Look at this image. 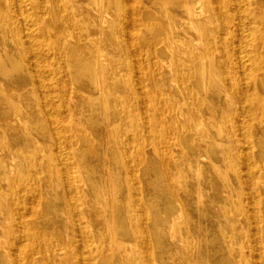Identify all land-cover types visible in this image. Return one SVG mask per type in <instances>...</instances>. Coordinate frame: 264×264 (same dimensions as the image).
Wrapping results in <instances>:
<instances>
[{"label": "bare ground", "instance_id": "obj_1", "mask_svg": "<svg viewBox=\"0 0 264 264\" xmlns=\"http://www.w3.org/2000/svg\"><path fill=\"white\" fill-rule=\"evenodd\" d=\"M236 261L264 264V0H0V264Z\"/></svg>", "mask_w": 264, "mask_h": 264}, {"label": "rangeland", "instance_id": "obj_2", "mask_svg": "<svg viewBox=\"0 0 264 264\" xmlns=\"http://www.w3.org/2000/svg\"><path fill=\"white\" fill-rule=\"evenodd\" d=\"M150 166H151V165H150ZM149 173H150V176L152 177V179L155 178L154 173H153L151 170H150ZM218 227L220 228V226H218ZM221 229H222V228H221ZM222 230H223V229H222ZM168 263H169V262H165V264H168ZM231 264H240V263L236 261V262H233V263H231Z\"/></svg>", "mask_w": 264, "mask_h": 264}]
</instances>
